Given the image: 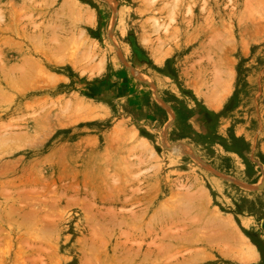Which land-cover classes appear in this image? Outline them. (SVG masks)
Returning a JSON list of instances; mask_svg holds the SVG:
<instances>
[{
  "label": "rangeland",
  "instance_id": "obj_1",
  "mask_svg": "<svg viewBox=\"0 0 264 264\" xmlns=\"http://www.w3.org/2000/svg\"><path fill=\"white\" fill-rule=\"evenodd\" d=\"M0 193V264H264V0H0Z\"/></svg>",
  "mask_w": 264,
  "mask_h": 264
},
{
  "label": "bare ground",
  "instance_id": "obj_2",
  "mask_svg": "<svg viewBox=\"0 0 264 264\" xmlns=\"http://www.w3.org/2000/svg\"><path fill=\"white\" fill-rule=\"evenodd\" d=\"M65 1H67V0H65ZM65 4H66V3H65ZM69 5H70V4H69ZM66 7H67V6H66ZM62 8H63V7H62ZM73 8H74V7H73ZM75 11H76V10H75ZM77 11H79V10H77ZM70 12H71V11H70ZM79 12H80V11H79ZM79 12H78V13H79ZM79 15H80V14H79ZM79 20H81V18H80ZM81 22H82V21H81ZM87 22H88V21H87ZM90 22H91V21H90ZM52 26H54V25H52ZM47 27H48V26H47ZM47 27H46V28H47ZM44 28H45V27H44ZM4 29H5V28H4ZM49 29H50V27H48V30H49ZM6 30H7V29H6ZM73 35H74V34H73ZM97 69H98V68H97ZM100 70H101V69H100ZM83 71H84V70H83ZM15 85H16V84H15ZM8 87H9V86H8ZM14 87H15V86H14ZM9 88H10V87H9ZM11 88H13V85L11 86ZM93 109H94V108H93ZM83 110H86V109H83ZM88 111H89V110H87V112H84V111H83L84 113L82 112V113H83V114H82L83 118H85V117H89V115H90L89 112H90V111H93V110L91 109L89 112H88ZM97 111H98V110H97ZM94 113H95V112L93 111V114H94ZM93 114H92V115H93ZM90 118H91V115H90ZM67 119H68V118H67ZM69 121H70V120H69ZM30 180H32V179H30ZM1 191H2V190H1ZM185 191H186V189H185ZM188 191H189V190H188ZM0 194H1V193H0ZM2 194H3V193H2ZM194 194H195V192H194ZM24 195H25V194H24ZM180 195H181V194H180ZM183 195L185 196V198H187L186 200L189 201V200H188V197H190V196L187 194V196H188V197H187L185 192L183 193ZM191 196H192V194H191ZM60 197H61V196H60ZM30 198H31V197H30ZM182 198H183V196H182ZM191 198H192V197H191ZM21 199H22V198H21ZM33 199H34V198H33ZM71 199H72V198H71ZM73 199H75V198H73ZM76 200H77V199H75L74 202H75ZM179 200H180V199H179ZM182 200H184V199H182ZM190 200H191V199H190ZM180 201H181V200H180ZM184 201H185V200H184ZM32 202H33V201H32ZM32 202H31V203H32ZM66 202H67V201H66ZM71 202H72V201H71ZM74 202H73V203H74ZM80 202H81V201H80ZM181 202H182V201H181ZM181 202H179V203L181 204ZM78 203H79V201H78ZM186 203H188V202H186ZM75 204H76V203H75ZM184 204H185V202H184ZM177 205H178V204H177ZM177 205H176V206H177ZM178 207H179V206H178ZM178 207H177V208H178ZM182 207H184V206L182 205ZM182 207H181V208H182ZM81 208H82V207H81ZM195 208H196V207H195ZM195 208H193V210H194ZM197 208H198V207H197ZM12 209H13V208H10V210H12ZM78 209H79V208H78ZM7 210H8V208H7ZM174 210H175V209H174ZM8 211H9V210H8ZM8 211H7V212H8ZM183 211H184V209H183ZM11 212H12V211H11ZM11 212H10V213H11ZM13 212H15V211L13 210ZM43 212H44V210H43ZM186 212H187V211H186ZM28 213H29V212H28ZM30 213H31V212H30ZM172 213H173V212H172ZM182 213H183V212H182ZM40 214H41V213H40ZM48 214H49V213H48ZM194 214H195V213H194ZM46 215H47V213H46ZM50 215H51V214H50ZM29 216H30V215H29ZM32 216H33V215H32ZM34 216H35V215H34ZM34 216H33V217H34ZM174 216H175V215H174ZM187 216H189V214H188ZM194 216H195V215H194ZM39 217H40V216H39ZM177 217H178V216H177ZM183 217H184V216H183ZM3 218H4V217H3ZM21 218H22V217H21ZM30 218H31V217H30ZM91 218H92V217H91ZM34 219H35V218H34ZM184 219H185V218H184ZM215 219H216V218H214V219H210V220L213 221V220H215ZM217 219H218V218H217ZM222 219H223V218H222ZM42 220H43V219H42ZM53 220H54V219H53ZM57 220H59V219H57ZM208 220H209V219H208ZM220 220H221V219H220ZM24 221H25V220H24ZM24 221H23V222H24ZM182 221H183V219H182ZM187 221H188V219H187ZM193 221H194V219H193ZM216 221H217V220H216ZM222 221H223V220H222ZM224 221H225V220H224ZM176 222H177V220H176ZM184 222H185V221H184ZM191 222H192V221H191ZM213 222H214V221H213ZM27 223H28V222H27ZM37 223H38V222H37ZM224 223H225V222H224ZM33 224H34V223H33ZM38 224H39V223H38ZM107 224H108V223H107ZM107 224H106V225H107ZM42 225H43V224H42ZM55 225H56V224H55ZM108 225H109V224H108ZM164 225H165V224H164ZM193 225H194V222H193ZM227 226H228V225H227ZM30 227H32V226H30ZM43 227H44V226H43ZM106 227H107V226H106ZM106 227H104V228H106ZM164 227H165V226H164ZM182 228H183V227H182ZM223 228H224V227H223ZM229 228H230V227H229ZM226 229H227V228H226ZM226 229H225V230H226ZM38 230H39V229H38ZM40 230H41V229H40ZM197 230H198V229H197ZM201 230H202V229H201ZM0 231H1V229H0ZM92 231L97 233V230H95V231L92 230ZM107 231H108V229H107ZM203 231H204V229H203ZM212 231H213V230H212ZM27 232H28V231H27ZM105 232H106V231H105ZM221 232H222V231H221ZM226 232H227V231H226ZM226 232H225V233H226ZM30 233H31V232H30ZM222 233H224V232H222ZM229 233H230V232H229ZM229 233H228V234H229ZM55 234H56V233H55ZM98 234H99V233H97V238L99 239V236H100V235L98 236ZM104 234H105V233H104ZM211 234H212V233H211ZM35 235H36V234H35ZM206 235H207V233H206ZM212 235H213V234H212ZM222 235H223V234H222ZM230 235H231V233H230ZM230 235H229V236H230ZM226 236H227V235H226ZM234 236H235V235H234ZM36 237H38V236H36ZM40 237H42V236H40ZM93 237H94V235H93ZM232 237H233V236H232ZM235 237H236V236H235ZM95 238H96V235H95ZM101 238H102V236H101ZM203 238H204V237H203ZM212 238H215V237H212ZM226 238H227V237H225V240H226ZM37 239L44 240V239H42V238H37ZM55 239H56V238H55ZM189 239H190V238H189ZM227 239H228V238H227ZM230 239H231V238H230ZM92 240H95V239H92ZM218 240H219V239H218ZM101 241H102V239H101ZM216 241H217V240H216ZM235 241H236V240H235ZM95 242H96V241H95ZM102 242H103V241H102ZM186 242H187V241H186ZM188 242H189V241H188ZM218 242H219V241H218ZM221 242H224V241L221 240ZM33 243H34V242H33ZM103 243H104V242H103ZM193 243H194V242H193ZM212 243H213V242H212ZM227 243H228V241H227ZM190 244H191V243H190ZM39 246H40V245H39ZM39 246H37L38 249H39V248H42V247H39ZM96 246H97V245H96ZM99 247H100V246H98V248H99ZM35 248H36V247H35ZM35 248H34V249H35ZM34 249H33V250H34ZM38 249H36V250H38ZM202 250H203V249H202ZM38 251H39V253H41V249L38 250ZM46 251H47V250H46ZM98 251H99V250H98ZM43 252H44V251H43ZM43 252H42V253H43ZM44 253H45V252H44ZM46 254H48V253H46ZM134 257H135V256H134ZM128 259H129V257H128ZM116 261H117V260H116ZM132 262H133V261H132ZM182 262H183V261H182ZM193 262H194V260H193ZM117 263H118V262H117ZM155 263H156V262H155ZM151 264H152V263H151Z\"/></svg>",
  "mask_w": 264,
  "mask_h": 264
}]
</instances>
